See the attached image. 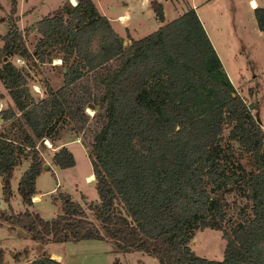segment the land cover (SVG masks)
I'll list each match as a JSON object with an SVG mask.
<instances>
[{"label":"trees","instance_id":"1","mask_svg":"<svg viewBox=\"0 0 264 264\" xmlns=\"http://www.w3.org/2000/svg\"><path fill=\"white\" fill-rule=\"evenodd\" d=\"M11 4L14 9L17 0ZM150 4L164 20L162 1ZM254 15L264 29V5L254 6ZM12 22L0 35V79L12 100L0 109V125L17 115L20 122L14 134L0 130L5 200L13 194L14 167L23 158L29 163L17 185L26 207L4 209L2 219L41 240L109 237L120 250L157 256L155 264H264V128L228 76L194 6L144 35L128 34V42L93 0L65 1L38 18L40 35L32 48ZM56 48L65 63L63 83L48 85L35 98L11 56L36 64L50 60ZM87 96L96 105L89 125L83 110ZM62 114L89 138L83 143L99 196L93 206L98 223L68 191H60L61 210L50 217L27 207L37 195L36 177L44 164L39 145H45L44 137L52 140ZM226 123H232L229 137L249 151L252 162L249 169L237 163L239 173L227 167L219 144ZM52 159L60 167L75 163L64 144ZM237 175L250 214L242 215L231 233L223 230L221 258L201 255L189 240L201 226L221 227L224 202L217 194ZM35 264L63 263L44 254Z\"/></svg>","mask_w":264,"mask_h":264},{"label":"rangeland","instance_id":"2","mask_svg":"<svg viewBox=\"0 0 264 264\" xmlns=\"http://www.w3.org/2000/svg\"><path fill=\"white\" fill-rule=\"evenodd\" d=\"M65 1L71 2V0H17L16 7L13 9L11 0H0V35L7 31L14 19L21 29L25 43L29 48H32L40 35L34 24L35 21L52 13L57 6ZM93 1L98 9L99 2L101 7L106 6L111 13L120 11L123 4V0ZM164 1L165 7L163 6V8L166 18L178 15L191 6V3H195L196 10L204 19L218 50L225 56L224 64L234 80L237 91L246 102H253L251 110L253 112L257 110L259 120L264 128V29H260L257 25L254 9L250 6V0ZM260 2L264 3V0H258L259 4H261ZM143 16L146 21L143 22L144 20H142L141 24L153 22L151 17L148 19L149 14L147 12H144ZM137 19L139 18L135 17L132 24H139L134 23ZM114 24L121 32H124V41L128 42L129 33L126 32L128 28L124 30L123 22L118 19L114 20ZM146 32L148 31H144L139 35ZM2 43L3 39L0 36V46ZM59 55H61V52L57 49L56 55L52 56L50 60L38 61L36 64L21 55L11 56V59L25 74L35 98L45 94L48 85L57 87L63 83L65 63L63 60L61 61ZM87 97L83 110L89 115L87 121V125H89L95 115L96 105L93 106L92 103H95V101L91 97ZM0 101L3 103V108L12 103L8 89L1 79ZM2 120V115H0V122ZM19 122L20 115L11 117L1 123L0 130H9L11 134H14L18 131L17 124L19 125ZM231 126L232 123L224 124L220 133L219 144L222 152L226 154L227 167L239 173L241 169L236 166L237 163L249 169L252 162L249 151L236 139L229 137ZM83 137L86 140L89 139L86 132L83 133L82 129H79L67 115L62 114L58 117L56 128L51 137V145L45 144L46 147H42L43 152H40V154L44 163L53 160V151L63 144L72 150L76 159L71 166L57 169L48 168L38 174L36 185L41 195L35 199L37 200L35 205L39 206L40 214L46 218L55 214L57 208L61 210V205H57V201L61 200L62 202L63 200L60 197V191H68L71 196H74V199L81 202L86 210L87 217L98 223L93 213V206L98 204L99 196L95 179L91 181L87 179L92 171L87 153L88 147L83 143ZM49 167H51L50 164ZM43 168L45 166H42ZM20 173L21 171L17 170L11 176L15 188ZM243 184L241 177L237 175L234 177V181L228 183L221 193H215L224 202L222 206L224 216L220 221L221 227L205 225L195 229L194 235L189 240V245L197 253L210 258H221L223 256L226 241L222 237L223 230L231 233L237 222L241 220L242 215L249 216L250 214V201L246 195V188L242 186ZM54 185L56 189L51 194V188ZM9 202L11 203L10 208ZM32 202L34 201L32 200ZM23 204L19 192L11 195L9 200L4 199L0 176V213L4 209L16 211L23 207ZM12 205L18 209L15 210ZM24 207H26V204ZM28 208L31 209V207ZM44 250L60 253L65 264H155L158 261L157 256L144 249L120 250L109 237L60 241L41 240L32 231L21 225L13 227L8 222H0V264H20L23 259L24 264H35L34 258L30 260H27V258L39 251L38 254H41Z\"/></svg>","mask_w":264,"mask_h":264},{"label":"crops","instance_id":"3","mask_svg":"<svg viewBox=\"0 0 264 264\" xmlns=\"http://www.w3.org/2000/svg\"><path fill=\"white\" fill-rule=\"evenodd\" d=\"M161 1H163V6L165 7V1L164 0H161ZM251 1H253V2H257V5L259 4L258 3V0H250V6H251ZM192 2V1H191ZM261 3V2H260ZM193 6H194V8L196 9V5H195V3H191ZM261 5H264V3H261ZM98 6H99V9H100V11L102 12V13H104V14H106L108 17H109V19H110V22L112 23V25H113V27L123 36V34H124V32H121L116 26H115V24H114V20H120V21H122L123 22V26H124V30H125V28H128L127 30H126V32L127 33H129V35H131V36H133V37H139V36H141V35H139V34H141L142 32H144V31H148V32H150V31H152L153 29H155L159 24H161L162 22H164V21H166V20H169V19H171L172 17H174V16H176V15H174V16H169V17H167L166 18V15H165V19L164 20H160V19H158L156 16H155V13H154V10H153V8H152V6H151V4H150V0H123V4L121 5L122 6V9L120 10V11H118L117 13H111V12H109V10H108V8L106 7V6H100V4H99V2H98ZM252 7V6H251ZM253 9H254V7H252ZM165 11V10H164ZM197 11V10H196ZM144 12H147V14H149V16H148V19H149V17H151L152 18V21L153 22H146V23H144V24H141V21L142 20H144L143 22H145L146 21V19H145V17L143 16V13ZM181 13V12H180ZM198 13V12H197ZM115 14V15H114ZM126 16H125V15ZM198 15H199V17H200V19H201V21H202V23H203V25H204V27H205V29H206V31H207V33H208V35H209V37H210V39H211V41H212V43H213V45H214V47H215V49H216V51H217V53H218V55H219V57H220V59H221V61H222V64H223V67H224V69L226 70V72H227V74H228V76L230 77V79L232 80V82L234 83V80H233V78L229 75V73H228V71H227V68H226V66H225V64H224V58H225V56H223L222 55V53L218 50V48H217V45H216V43L213 41V39H212V37H211V35H210V32H209V29H208V27H207V25L205 24V22H204V19L202 18V16L198 13ZM125 16V18H119V17H124ZM135 17H137V18H139V19H137V20H135V22L134 23H139V24H132V20L135 18ZM126 19V20H125ZM148 32H146V33H148ZM138 35H137V34ZM146 33H144V34H146ZM143 34V35H144ZM129 38V37H128ZM0 127H1V125H0ZM43 146H45V145H39V148H40V152H43L42 151V147ZM46 147V146H45ZM72 151V150H71ZM53 154V153H52ZM74 155V154H73ZM75 158V157H74ZM75 161H76V159H75ZM28 163H29V158L27 157V158H23L15 167H14V169H13V175H14V172L15 171H17V170H20L21 171V173H22V171L27 167V165H28ZM48 163V165H47V167H45V168H43L40 172H42L43 170H45V169H48V168H53V169H57V168H59L60 166H58L53 160H51V161H49V162H47ZM91 163V162H90ZM49 164L51 165V167H49ZM91 171H92V165H91ZM21 173H20V175H21ZM40 174V173H39ZM20 175H19V177H18V180H19V178H20ZM89 175H93L94 176V174H93V172L92 173H90ZM89 175L87 176V179L89 180ZM38 176V175H37ZM37 178V177H36ZM18 180H17V183H16V188H15V184H14V181H13V177H11V185H12V191H13V194L12 195H15V194H17V192H18V190H17V185H18ZM90 181V180H89ZM57 183V182H56ZM55 183V184H56ZM1 187H2V182H1ZM55 185L51 188V194L55 191ZM36 192H37V195L34 197V199L32 198V200L34 201L33 202V204H31V205H27V207H31V209L32 210H37V211H39L40 212V208H38L39 206H36L35 205V203L37 202V200H35L36 199V197H38L39 198V195H41V192L38 190V188H37V185H36ZM72 197H74V196H72ZM40 200H41V196H40ZM57 205L58 206H60L61 205V200L58 202L57 201ZM24 206H25V204H23V207H21L22 209L24 208ZM11 207V203L9 202V208ZM12 207L16 210V209H18V208H15L13 205H12ZM20 208V209H21ZM61 208V207H60ZM19 210V209H18ZM60 211V209H58L57 208V210L55 211V213H57V212H59ZM0 214H2V213H0ZM54 215V214H53ZM8 222V221H6V220H4V219H2L1 217H0V222ZM11 226H13V227H16L17 225H19V224H12V223H10V222H8ZM107 238V237H106ZM46 240H49V239H46ZM40 252V251H39ZM39 252H37V253H34L33 255H31V257H29V258H27V260H30V259H32V258H36V257H38V256H40V255H44V254H46V255H49V256H51V257H54V258H56V259H58V260H60L63 264H65V262L63 261V258H62V256H61V254L60 253H58V252H54V251H50V252H47L46 250H44V251H42L41 252V254H38ZM36 255H38V256H36ZM119 261V260H118ZM23 262H24V259L20 262V264H23Z\"/></svg>","mask_w":264,"mask_h":264},{"label":"built area","instance_id":"4","mask_svg":"<svg viewBox=\"0 0 264 264\" xmlns=\"http://www.w3.org/2000/svg\"><path fill=\"white\" fill-rule=\"evenodd\" d=\"M71 2L72 3H76V0H71ZM3 108V103H2V101H0V109H2ZM43 141H44V143L46 144V145H51V140L48 138V137H44L43 138ZM36 145H38V144H36ZM33 198V197H32ZM24 264V263H23Z\"/></svg>","mask_w":264,"mask_h":264},{"label":"bare ground","instance_id":"5","mask_svg":"<svg viewBox=\"0 0 264 264\" xmlns=\"http://www.w3.org/2000/svg\"><path fill=\"white\" fill-rule=\"evenodd\" d=\"M257 5V2L255 1V2H253V1H251V6L252 7H254V6H256ZM123 18H125V17H123ZM122 18V19H123ZM94 179V176L93 175H89V180L91 181V180H93ZM38 197H36V199H37ZM34 199V198H33Z\"/></svg>","mask_w":264,"mask_h":264},{"label":"water","instance_id":"6","mask_svg":"<svg viewBox=\"0 0 264 264\" xmlns=\"http://www.w3.org/2000/svg\"><path fill=\"white\" fill-rule=\"evenodd\" d=\"M125 42V41H124ZM248 106L251 108L252 106H253V102H248ZM259 120V119H258ZM260 121V120H259ZM89 152H90V150H89V148H87V153L89 154ZM47 165H48V163L47 162H45L44 164H43V166H45V167H47Z\"/></svg>","mask_w":264,"mask_h":264}]
</instances>
